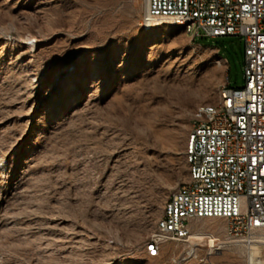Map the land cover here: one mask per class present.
Wrapping results in <instances>:
<instances>
[{"label":"rangeland","instance_id":"rangeland-1","mask_svg":"<svg viewBox=\"0 0 264 264\" xmlns=\"http://www.w3.org/2000/svg\"><path fill=\"white\" fill-rule=\"evenodd\" d=\"M145 2L0 0V264H264L224 219L147 252L195 110L245 80L242 37L147 28Z\"/></svg>","mask_w":264,"mask_h":264},{"label":"built area","instance_id":"built-area-1","mask_svg":"<svg viewBox=\"0 0 264 264\" xmlns=\"http://www.w3.org/2000/svg\"><path fill=\"white\" fill-rule=\"evenodd\" d=\"M194 19L198 36L244 40L241 88L223 85L227 110L194 122L188 181L147 243L157 256L165 239L184 240L200 219H224L252 241L264 240V0H146L143 25Z\"/></svg>","mask_w":264,"mask_h":264},{"label":"bare ground","instance_id":"bare-ground-1","mask_svg":"<svg viewBox=\"0 0 264 264\" xmlns=\"http://www.w3.org/2000/svg\"><path fill=\"white\" fill-rule=\"evenodd\" d=\"M164 22L172 23V24L179 23L183 25L184 27H186V29L191 33L194 39H196V37L198 36V23L194 22V19H180L178 21L165 20V21H159L154 24L144 25V26L147 28H150L151 26L159 25ZM227 84H228V81L225 85ZM226 110H227L226 93H225V89L223 88L215 103L209 104V105H202L195 110L194 122L202 120V115L204 116L219 115V114L225 113ZM193 137H194V125L192 127V130L189 132L187 141H186V161L189 167V173H190V168H192V164H193V148H192ZM174 193H176V191ZM174 193H172L168 197V199L166 200L164 204L161 223L163 222V219H164V211H170L171 202H172V198L174 197ZM161 223H160V228H161ZM214 241L215 239L213 237L209 239L210 247L213 246Z\"/></svg>","mask_w":264,"mask_h":264},{"label":"trees","instance_id":"trees-1","mask_svg":"<svg viewBox=\"0 0 264 264\" xmlns=\"http://www.w3.org/2000/svg\"><path fill=\"white\" fill-rule=\"evenodd\" d=\"M202 39H203V38H200V39H199V42H201Z\"/></svg>","mask_w":264,"mask_h":264}]
</instances>
